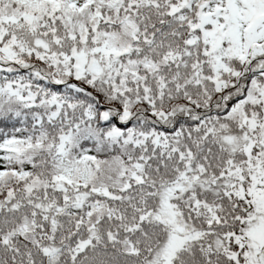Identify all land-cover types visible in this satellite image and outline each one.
I'll return each instance as SVG.
<instances>
[{"label": "snow or ice", "instance_id": "snow-or-ice-1", "mask_svg": "<svg viewBox=\"0 0 264 264\" xmlns=\"http://www.w3.org/2000/svg\"><path fill=\"white\" fill-rule=\"evenodd\" d=\"M0 264H264V0H0Z\"/></svg>", "mask_w": 264, "mask_h": 264}]
</instances>
